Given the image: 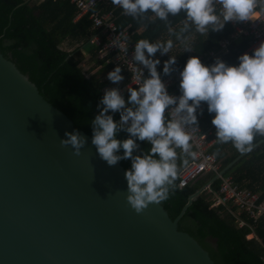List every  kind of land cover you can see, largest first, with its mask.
I'll use <instances>...</instances> for the list:
<instances>
[{"label": "water", "instance_id": "95a60500", "mask_svg": "<svg viewBox=\"0 0 264 264\" xmlns=\"http://www.w3.org/2000/svg\"><path fill=\"white\" fill-rule=\"evenodd\" d=\"M74 129L79 155L59 142ZM125 170L0 53V264H214L177 227L201 189L173 219L160 203L136 213Z\"/></svg>", "mask_w": 264, "mask_h": 264}, {"label": "clouds", "instance_id": "9594fccd", "mask_svg": "<svg viewBox=\"0 0 264 264\" xmlns=\"http://www.w3.org/2000/svg\"><path fill=\"white\" fill-rule=\"evenodd\" d=\"M122 14L131 18L150 20L151 17L170 23L168 16L184 14L181 27L175 33L190 30L200 34L219 31L229 21H247L254 11L264 12V0H111ZM172 32V29H169ZM172 40L149 42L140 39L134 44L132 60L140 68L136 87L126 86L127 96L118 87L104 90L98 113L90 121L91 144L100 159L108 166L128 159L130 167L124 171L126 201L141 213L149 203L168 199L177 176L178 156L192 157L189 143L191 128H197L201 102L213 114L210 123L215 128L217 143L231 142L240 153L253 147L255 136H264V41L251 54L237 57L238 63L228 65L216 58L211 65H204L197 56L186 60L179 71V92L172 95L161 80V73L176 71L175 55L170 54L160 63L154 54L170 53ZM184 50H192L186 46ZM147 70V76L143 74ZM106 78L118 84L124 77L121 67L115 66ZM118 114V119H114ZM123 131L127 135L118 139ZM61 146H70L79 155L85 137L75 129L65 132ZM139 141L146 142L147 150ZM179 150V153L177 152ZM186 163V161H185Z\"/></svg>", "mask_w": 264, "mask_h": 264}, {"label": "trees", "instance_id": "16d2710c", "mask_svg": "<svg viewBox=\"0 0 264 264\" xmlns=\"http://www.w3.org/2000/svg\"><path fill=\"white\" fill-rule=\"evenodd\" d=\"M111 6V0L101 1L100 7L107 9ZM115 14L116 24L128 26L134 43L140 39H148L149 42L172 40L170 53L158 57V73L170 54L176 57L174 67L177 71L183 68L189 57L204 58L209 50L217 49L218 43L228 38L233 30L226 22L219 31L200 34L190 30L181 34L178 40L175 33L181 27L183 13L168 16L170 23L167 24L154 16L150 20H134L119 14L118 9ZM75 15L76 8L69 0H0V53L9 57L21 73L27 74L39 94L70 118L75 128L91 136L90 121L98 113L97 104L104 87H122L128 74L121 69L124 79L118 84L107 80L105 72L109 66L97 57L99 47L89 42L97 30L92 29L88 13L77 19H74ZM190 36L194 38L190 46L192 50H177L178 42ZM248 45L247 37L231 39L221 60L228 65L237 64L239 55L251 54L252 51H246ZM158 55L159 51L154 54ZM144 74L147 76L146 69ZM164 76L167 75L161 73V78ZM174 90L180 93L179 85ZM122 92L126 98L127 91ZM199 112L197 125L203 131L210 130L209 138L213 142L209 152L214 155L223 174L229 175L238 187L258 191L260 196H264V136H255L251 151L240 153L231 142L217 143L215 128L210 123L213 114L207 112L204 102H201ZM113 118L118 119V114ZM126 135L121 131L117 138L123 139ZM138 143L141 149L149 147L146 142ZM190 161L191 157L178 156L174 185L168 199L160 202L171 219L178 215L188 196L206 182L210 181L214 192L218 190L220 181L213 179L211 172L184 187L177 186L179 171ZM119 163L125 169L130 167L128 159ZM211 199L212 193L202 190L178 219V229L188 233L206 249L214 264H264V219L254 222L243 214L246 224L237 226L232 214L234 206L213 207ZM249 234H253L257 241L248 239ZM209 237L216 239V246L208 241Z\"/></svg>", "mask_w": 264, "mask_h": 264}, {"label": "built area", "instance_id": "2783aa9c", "mask_svg": "<svg viewBox=\"0 0 264 264\" xmlns=\"http://www.w3.org/2000/svg\"><path fill=\"white\" fill-rule=\"evenodd\" d=\"M76 8L74 19L87 14L91 21L92 29L97 30L89 42L98 46L97 57L104 60V65H108L111 71L115 66L119 65L123 71L128 74L127 82L120 87L121 91H126V86L136 87L139 83L137 76L140 71V66L132 60L134 41L131 40V33L128 26L116 24L117 15L115 10H119V6L113 5L110 8L100 7L102 0H69ZM233 30L228 38L222 39L218 43L215 50H209L207 56L200 58L204 65H211L213 62H208L210 59L215 60L221 58L227 52V45L231 39L237 37L249 38V45L246 51H252L264 41V12L256 10L253 12L251 19L247 21H229ZM179 69L173 74L161 78L165 84L169 94L179 95L175 92V86L179 85ZM144 74V70H143ZM145 75V74H144ZM189 131L191 137L189 143L191 151L195 154L191 157V161L186 164L178 173L177 186L184 187L189 182L203 176L206 173H213V179H218V190L214 192L211 188L210 181L206 182L202 190L212 193L211 206H234L232 212L235 217L237 226L246 224L242 218L244 214L246 218L256 221L264 219V196H260L258 191H252L246 187H238L232 182L229 175H224L223 170L219 168V163L214 155L209 152V147L212 144V139L209 138L210 130H201L198 125Z\"/></svg>", "mask_w": 264, "mask_h": 264}, {"label": "rangeland", "instance_id": "374dc122", "mask_svg": "<svg viewBox=\"0 0 264 264\" xmlns=\"http://www.w3.org/2000/svg\"><path fill=\"white\" fill-rule=\"evenodd\" d=\"M193 41H194L193 36H190V37L186 38L183 41H179L178 44H177V50H179V51L184 50L186 46H191V44L193 43ZM84 67H86V66H84ZM211 242L213 243L214 241L211 240Z\"/></svg>", "mask_w": 264, "mask_h": 264}, {"label": "crops", "instance_id": "0c3cea01", "mask_svg": "<svg viewBox=\"0 0 264 264\" xmlns=\"http://www.w3.org/2000/svg\"><path fill=\"white\" fill-rule=\"evenodd\" d=\"M183 41V40H182ZM174 46H176V44L174 45ZM158 57H160V54L158 55V56H154V58H158ZM222 59V57L220 58V60ZM213 61H215V60H209L208 62H213ZM141 68H142V66H140ZM144 70V72H145V69H143ZM107 88H110V87H104V90L105 89H107ZM213 141V140H212ZM247 238L248 239H250V240H254L255 241V236L253 235V234H249L248 236H247ZM256 241H257V239H256Z\"/></svg>", "mask_w": 264, "mask_h": 264}]
</instances>
